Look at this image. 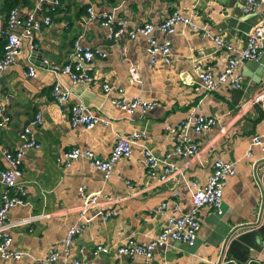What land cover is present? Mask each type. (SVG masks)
Listing matches in <instances>:
<instances>
[{"label": "crops", "instance_id": "obj_1", "mask_svg": "<svg viewBox=\"0 0 264 264\" xmlns=\"http://www.w3.org/2000/svg\"><path fill=\"white\" fill-rule=\"evenodd\" d=\"M244 2L59 0L52 24L36 32L31 41L23 38L14 62L0 74V106L9 116L8 121L0 118V203L4 190L1 172L8 165L3 151L20 149V131L36 112L41 113L42 123L31 130L39 147L25 149L22 156L19 182L26 190L25 200L11 208L6 218L10 224L9 250L19 253L20 258L0 256V264H220L223 255L224 264H264V236H260L258 250L250 248L246 259H238L244 257L242 253L236 258L222 249L230 229L259 217L261 186L256 167L264 150L251 141L264 134V97L253 102L264 90V71L256 82L257 75L241 61L235 68L243 80L241 89L225 84L207 94L194 89L199 83L195 67L210 65L215 75L222 72L228 59L245 47L248 32L262 21V7L245 13ZM47 4L31 0L19 8V16L32 14L35 21H41ZM89 4L96 12L110 15L113 23L125 17L129 29L143 23L156 25L178 10L190 17L198 30L182 25L171 34L154 30L151 36L170 42V53L167 62L157 54L151 63L148 37H110L106 26L85 20ZM77 36L91 49L107 52L106 58L95 57L85 65L91 83L73 84L58 70L73 61L70 53ZM216 39L232 49L220 48ZM35 48L39 52L34 58L31 53ZM30 67L35 68L34 76L28 75ZM55 82L70 92L62 110L51 97ZM103 84L110 86L108 92ZM135 97L152 103L153 108L129 114L112 103L113 99ZM79 102L109 123L99 122L90 129L72 126L69 109ZM194 114L215 120L210 129L189 132L200 148L198 158H166L174 143L171 129ZM119 134L132 139L131 154L115 161L108 177L84 157L70 167L56 163V157L71 147L90 149L106 158ZM145 150L155 158L151 168L154 176L144 164ZM218 159L233 162L235 173L223 186L222 212L217 214L209 207L199 210L193 244L168 240L155 248L150 259L116 253V248L128 240L143 243L154 239L170 215L186 212L191 207L194 185H204ZM167 165H171L172 174L160 181L158 176ZM80 188L87 197L99 194L97 208L82 217L78 210L86 199L80 196ZM112 208L116 214L106 218L104 214ZM73 226L81 227L65 254L64 239ZM52 253L57 254L56 260L47 262Z\"/></svg>", "mask_w": 264, "mask_h": 264}, {"label": "built area", "instance_id": "obj_2", "mask_svg": "<svg viewBox=\"0 0 264 264\" xmlns=\"http://www.w3.org/2000/svg\"><path fill=\"white\" fill-rule=\"evenodd\" d=\"M36 1L38 4H42L45 1L48 2L45 7L46 13L41 21H35L32 14H28L26 17H20L19 8H13L9 12L6 20V27L4 28L1 25L0 17V34H4L5 36V43L0 56V74L14 62L20 52V46L23 38L31 41L36 32H39L43 27H48L52 24L53 15L57 10L59 0ZM257 6H261L263 9L262 21L248 32L245 47L238 51L235 57L228 59L222 72L215 75L210 65L195 67L199 78V83L194 87L196 92L207 94L216 90L222 84L227 85L231 89L242 88L243 80L241 76L235 72V68L241 61H257L261 56V41L264 39V0H245L242 8L245 13H248ZM85 20L95 21L100 25L106 26L109 29L110 37L113 38H120L123 34H126L129 39H133L137 35L148 37L147 50L150 55L151 63L154 62L157 54H160L163 60L167 62L170 53V42L168 40L158 41L154 36H151L154 30L163 34H171L176 32L179 25L194 31L198 30L196 24L191 20V18L182 15L178 10H173L164 20L156 25L143 23L133 25L131 29H129L128 26L130 22L125 17L119 18L117 23H113L110 15L96 12L89 4L86 8ZM216 43L220 48H225L227 50L232 49L231 46L225 44L220 39H216ZM106 56L107 52L99 49H91L89 46H86L81 42V36H77L73 41L70 53V58L73 59V61L66 62L58 70L61 73L68 75L73 84L82 82L91 83L93 79L85 70V65L89 64L95 57L104 59ZM43 64L48 65L47 60H44ZM28 75H35L34 67L29 68ZM102 87L105 92L110 90V86L108 84H103ZM69 94L70 92L68 88H65L59 82H55L51 89V97L61 110L63 109V105L68 99ZM263 97L264 90L261 93L258 92L254 96V104L258 101V99ZM112 103L120 110L129 114H134L137 111L144 113L153 108L152 103L145 102L139 97L131 99H113ZM69 112L70 123L74 127L83 126L90 129L99 122L103 124L109 123L108 120L102 117L94 116L83 105V103L80 102L72 105ZM0 118L2 121L9 120V116L5 113L2 106H0ZM41 123V113L36 112L33 118L29 121V124L20 131V138L22 141L20 149L10 150L6 148L3 151L4 158L8 165L1 172V183L4 186L0 203V256L2 258H20L19 253H13L9 250L11 237L8 233V228L10 224L7 223L6 218L7 213L11 208L15 205L22 204L25 200L26 190L19 182L23 175L22 156L25 149L39 147L31 130L34 127L39 126ZM214 124L215 120L213 118L207 117L203 114H194L181 121L175 128L171 129L174 136V143L170 151L166 154V158H170L171 156L198 158L200 148L195 142H193L189 132L193 131L199 133L210 129L214 126ZM251 144L264 150V134L254 136ZM131 150L132 139L128 136L119 134L117 135L111 151L106 158H101L95 155V153L90 149L81 150L78 147H71L70 149L61 152L56 157V163L62 167H70L75 160L80 157H84L93 168L101 171L106 177H108L111 174L114 162L122 157L130 156ZM246 155L249 156L250 152H247ZM144 164L149 170L150 175L154 176L155 173L151 170V168L155 165V158L151 154L150 150H145L144 152ZM234 173L235 167L233 162L220 159L214 161L210 174L204 185H194V191L191 195V207L186 212L180 215H170L166 220L167 225L154 239L143 243L128 240L116 248V253L126 256L139 254L147 259H150L155 248L168 240L178 241L189 245L193 244L199 229V210L204 207H209L217 214L222 212V189L226 183V178ZM171 174V165H167L163 170V174L158 176V179L160 181H165ZM79 194L82 198L86 199L83 206L78 210L79 215L82 217L88 210L97 208V205L99 204V194H93L87 197L83 188L79 189ZM110 202V200L106 201V203ZM164 207L165 204L162 205V208ZM114 214H116V212L115 209L112 208L110 211L105 213L104 216L109 218ZM80 227L81 226H73L67 231L64 239L65 254H68L69 245L76 233L79 232ZM97 249L103 252L108 251V248L102 246H97ZM56 258L57 254L52 253L46 260L47 262H53ZM224 263L225 259L223 255L220 264ZM39 264L44 263L40 262Z\"/></svg>", "mask_w": 264, "mask_h": 264}, {"label": "water", "instance_id": "obj_3", "mask_svg": "<svg viewBox=\"0 0 264 264\" xmlns=\"http://www.w3.org/2000/svg\"><path fill=\"white\" fill-rule=\"evenodd\" d=\"M261 45L262 53L259 60L246 61V67L254 71L255 75L259 78L256 82H260L264 71V39L261 41ZM38 52V49H33L31 56L35 58V55H37ZM256 168H259L260 170V178H258V181L261 186V206L259 217L254 222L238 225L230 229L223 243V250L230 253L232 256L238 258L237 254H244L243 258L238 259H246L250 248L258 250L260 236H264V156L258 161Z\"/></svg>", "mask_w": 264, "mask_h": 264}, {"label": "trees", "instance_id": "obj_4", "mask_svg": "<svg viewBox=\"0 0 264 264\" xmlns=\"http://www.w3.org/2000/svg\"><path fill=\"white\" fill-rule=\"evenodd\" d=\"M30 1L31 0H0V17L2 27H6L8 14L13 8H21L23 6H27L29 5ZM4 43L5 36L4 34H0V56L2 54Z\"/></svg>", "mask_w": 264, "mask_h": 264}]
</instances>
